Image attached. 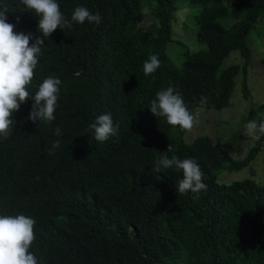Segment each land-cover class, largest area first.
<instances>
[{
  "label": "trees",
  "instance_id": "16d2710c",
  "mask_svg": "<svg viewBox=\"0 0 264 264\" xmlns=\"http://www.w3.org/2000/svg\"><path fill=\"white\" fill-rule=\"evenodd\" d=\"M179 1L57 0L64 16L84 6L101 22L50 34L28 87L34 91L52 74L61 80L56 118L49 125L27 120L26 99L0 140V213L35 220L29 251L38 264H264V157L260 184L217 183L221 173L255 159L264 134L240 161L205 136L174 148L168 134L175 128L146 108L168 86L194 114L227 108L234 77L241 71L245 78L250 64L246 37L264 18V0H185L200 6L197 41L206 48L185 52L172 66L165 45ZM4 4L14 31L39 35L19 0ZM232 52L243 64L221 69ZM151 55L160 66L145 76ZM242 89L246 96L244 79ZM104 113L117 135L97 143L86 128ZM250 120L264 122V102L249 110ZM57 140L60 147L52 149ZM173 154L196 159L205 191L180 195L178 173L154 171L161 155Z\"/></svg>",
  "mask_w": 264,
  "mask_h": 264
},
{
  "label": "clouds",
  "instance_id": "9594fccd",
  "mask_svg": "<svg viewBox=\"0 0 264 264\" xmlns=\"http://www.w3.org/2000/svg\"><path fill=\"white\" fill-rule=\"evenodd\" d=\"M19 4L23 11L36 19L39 35L33 38L31 33L14 31V25L7 22V6L4 0H0V140L8 137L13 125L11 117L26 99L31 100L27 120L49 125L56 118L54 113L61 80L52 74L42 79L34 91L28 87L50 34L57 28L71 30L73 25H98L101 22L99 12H90L84 6H76L68 17L64 16L57 0H19ZM159 66L158 57L151 55L143 62L142 72L148 76ZM146 108L156 119H161L167 126L180 132L191 130L196 122V115L189 110L182 94L173 86L158 90ZM86 131L97 143H104L117 135V127L110 113L96 116L88 123ZM257 133L264 134V122L258 124L255 120L247 121L245 134L255 137ZM53 134L60 136L61 129L55 127ZM59 147V140L52 144V149ZM167 170L179 174L175 193L198 194L207 188L200 165L194 157L161 155L155 161L154 171L163 174ZM34 224L35 220L30 216L0 213V264H38L37 257L29 251L35 239Z\"/></svg>",
  "mask_w": 264,
  "mask_h": 264
},
{
  "label": "rangeland",
  "instance_id": "374dc122",
  "mask_svg": "<svg viewBox=\"0 0 264 264\" xmlns=\"http://www.w3.org/2000/svg\"><path fill=\"white\" fill-rule=\"evenodd\" d=\"M171 22V37L165 45V54L172 66H178L184 59V53H195L205 50L206 46L197 41V23L195 15L200 10L199 4L181 0ZM148 9L152 10V7ZM146 15V12H145ZM145 18V17H144ZM147 22L151 18L146 17ZM250 51V64L244 75L241 71L233 79L234 87L231 94L230 105L219 111L195 112L196 122L193 128L185 131L179 138L180 132L173 129L168 137L174 148L189 145L198 137H208L213 142L218 141L223 149L236 161L242 160L257 139L256 136L245 134L246 117L250 109L256 110L264 102V18H261L256 26L250 30L246 37V43ZM243 64V59L238 53L232 52L222 62L220 68ZM245 81L246 96L242 89V81ZM176 138V139H175ZM264 149L245 168L238 172L221 173L217 178L219 184H230L244 179L253 180L257 184L262 182Z\"/></svg>",
  "mask_w": 264,
  "mask_h": 264
}]
</instances>
